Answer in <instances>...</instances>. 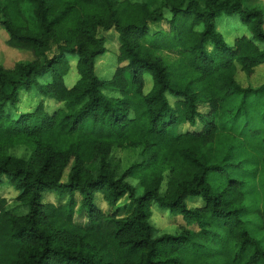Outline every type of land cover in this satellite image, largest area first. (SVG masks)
Segmentation results:
<instances>
[{"label":"trees","instance_id":"obj_1","mask_svg":"<svg viewBox=\"0 0 264 264\" xmlns=\"http://www.w3.org/2000/svg\"><path fill=\"white\" fill-rule=\"evenodd\" d=\"M222 15L240 16L250 36L227 45ZM0 30L32 56L0 64V186L28 210L0 199V264H264V208L249 206L251 183H264V111L257 126L249 117L264 83L237 80L264 64L263 0H0ZM112 39L117 67L101 78ZM22 93L36 106L20 110ZM233 101L228 123L261 140L255 162L209 153ZM132 149L141 159L119 171L115 153ZM52 192L58 205L44 201ZM155 204L174 234H156Z\"/></svg>","mask_w":264,"mask_h":264},{"label":"rangeland","instance_id":"obj_2","mask_svg":"<svg viewBox=\"0 0 264 264\" xmlns=\"http://www.w3.org/2000/svg\"><path fill=\"white\" fill-rule=\"evenodd\" d=\"M264 2V0H263ZM217 26L219 32L222 34L224 38V42L227 45H233L236 38L241 36H250V28L246 25L238 15L228 16L222 15L217 19ZM8 36L0 30V64H3L7 68L13 67L16 62L20 60H29L32 59L31 54L29 52H21L14 49H11L7 46ZM109 42V41H108ZM107 52L105 55L99 59L97 63V75L101 78H110L115 72L117 67V55L119 51V44L117 40L112 39L111 42L107 43ZM79 79V75L76 69V62H72L71 71L68 76L65 78L66 84L68 87H72ZM146 92H149L152 88L153 82L152 78L147 75L146 76ZM238 82L243 87H258L264 83V64L259 66L255 73L252 76H247L245 73L239 71L237 75ZM39 98L34 95H29L27 93H22V103L20 105V110H29L36 106ZM50 109L58 107V105L53 102L48 101L47 105ZM238 103L236 101L231 102L223 116L224 124L223 131L220 135L218 142L214 145L215 149L210 150L209 153L214 157L213 160H218L219 162L223 161L225 156L229 153L232 155V160L235 164L238 162L249 163L255 162L258 158H260L262 144H260L261 140H247L242 135V123L240 122L238 125H232L228 123L230 121V116H232L238 109ZM264 111V101L261 103L259 108H255L249 115L251 122L254 126H257L261 122V113ZM231 122V121H230ZM235 128V129H230ZM232 144V149L230 152V145ZM213 146V147H214ZM23 151L16 152L17 156H22ZM116 159L121 162V167L119 171H124L135 162L141 159L140 150H125V151H117L115 153ZM261 163L259 162V165ZM260 173L264 175V165L261 164ZM67 174V173H66ZM233 177L243 180L244 175L242 171H237L233 174ZM66 176L65 179L66 180ZM250 189L252 191V196L249 197L251 201V205H249L252 209L264 208V183L259 179H256L251 183ZM18 193L8 184H3L0 186V199H5L7 201V209L14 211L13 213H27L28 210L26 207L21 206L17 201ZM60 196L56 193H48L45 197L46 203H53L58 205ZM97 202L100 208L103 209L104 212H109L110 208L108 204L104 201L102 195H98ZM128 203V201L123 199L122 203ZM126 203V204H127ZM77 220H79L77 218ZM173 217L170 213L161 210L158 205L153 206V218H152V226L156 229V234L158 236L163 234H174L177 230V225L175 224ZM262 237V235H260Z\"/></svg>","mask_w":264,"mask_h":264}]
</instances>
